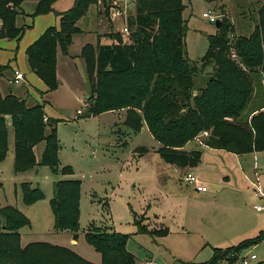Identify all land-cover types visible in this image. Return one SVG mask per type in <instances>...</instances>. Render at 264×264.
Listing matches in <instances>:
<instances>
[{
  "label": "trees",
  "instance_id": "1",
  "mask_svg": "<svg viewBox=\"0 0 264 264\" xmlns=\"http://www.w3.org/2000/svg\"><path fill=\"white\" fill-rule=\"evenodd\" d=\"M25 1L36 3L34 16L48 14L59 0H0V39L20 40L23 29L15 25ZM115 0H74L72 7L56 13L58 27H48L25 50L30 70L46 92L58 87L56 49L67 54L73 36L82 31L76 23L89 6H100L109 18ZM261 0L256 2L259 4ZM255 5V4H254ZM182 0H136L126 19L127 41L119 33L104 36L113 44L85 45L80 57L90 84L91 104L82 118L125 110V125L133 132L145 125L159 144L157 154L164 164L181 170L196 168L201 151L184 147L203 132L204 146L236 155L264 152V5L257 7V19L248 36H233V26L222 14V26L208 36L204 56L197 62L187 58V24ZM211 67L204 86L195 87L198 74ZM4 68H0V73ZM13 134V170L22 173L45 166L54 174L72 175L70 166L59 167V121L45 117L43 106L27 107L25 101L0 94V162L7 153L8 125ZM44 143L40 161L34 147ZM79 180H61L53 185L49 201L53 229L68 231L75 239L79 230ZM21 200L31 206L44 198L38 187L20 185ZM138 231L153 235L135 220ZM29 220L15 207L0 208V264H92L71 250L46 242L20 245L19 230ZM90 225L85 241L100 255L99 264H135L126 249L128 235ZM264 239L258 236L226 249H213L211 259L237 263L241 254Z\"/></svg>",
  "mask_w": 264,
  "mask_h": 264
},
{
  "label": "rangeland",
  "instance_id": "2",
  "mask_svg": "<svg viewBox=\"0 0 264 264\" xmlns=\"http://www.w3.org/2000/svg\"><path fill=\"white\" fill-rule=\"evenodd\" d=\"M129 0L134 12V2ZM182 0V16L187 24L185 46L187 58L199 62L204 56L208 36L216 33L213 23L202 18L204 12L224 14L233 26V36H248L257 19L256 9L264 0ZM56 3V2H55ZM54 3V4H55ZM74 0H59L53 11L34 16L36 3L25 1L16 16V27L23 29L20 40L0 39V94H12L25 100L27 107L42 105L49 119L59 121V167L70 166L73 174H54L45 166L22 173L13 170V134L8 127L7 153L0 162V208L15 207L30 222L19 230L20 245L46 242L67 248L82 259L99 264L100 255L85 241L90 225L128 235L127 251L135 258V264H203L213 255V249H226L245 239L255 237L264 230V211L256 212L254 206H264V200L253 195L251 182L264 180V152L255 156L247 154L238 161L234 155L210 151L193 140L186 151L202 152L197 170H181L164 164L157 149L159 144L143 125L133 132L124 123L125 110L82 118L92 102L89 97L85 63L80 57L85 45L107 44V33H121L123 18L108 20L100 6H89L87 13L76 26L82 31L73 36L67 54L56 49V78L58 87L46 92L38 89L41 80L30 70L25 55L26 48L48 27H58L55 13L69 10ZM255 4V5H254ZM124 17V15H123ZM43 19V20H42ZM52 21L33 42L27 45L28 35ZM30 31V32H27ZM27 32L24 36V33ZM14 70L24 76L19 84L13 83ZM211 67L197 75L195 87H202ZM38 85V86H37ZM37 88H36V87ZM204 144L205 138L201 139ZM36 161H40L44 143L34 147ZM191 173L215 198L201 204L190 198L192 186L183 177ZM61 180H79V230L73 245V234L53 229V215L49 201L53 185ZM29 183L38 187L44 198L31 206L21 200L20 185ZM202 183V184H203ZM203 184V185H204ZM189 195V196H188ZM135 220L152 232L167 233L149 235L138 231ZM92 226V227H93ZM242 255V254H241ZM256 260L249 264H264V239L255 247L243 252L242 257ZM240 258L237 263L240 264ZM219 264H230L221 261Z\"/></svg>",
  "mask_w": 264,
  "mask_h": 264
},
{
  "label": "built area",
  "instance_id": "3",
  "mask_svg": "<svg viewBox=\"0 0 264 264\" xmlns=\"http://www.w3.org/2000/svg\"><path fill=\"white\" fill-rule=\"evenodd\" d=\"M132 6L131 3H129V0H115L111 3L110 9H109V18L110 20H112L115 17H121L123 18L122 21L123 25H122V29H121V33L124 35H128V28L126 26V19L127 17L131 14V10H132ZM124 15V17H123ZM202 18L207 19L210 23L215 24V22L217 20L221 21L222 18V14H215L212 15L210 12H204L202 14ZM23 80V74L19 71H14V78H13V83L17 84L20 81ZM208 136L207 132H203L201 133L199 136H197L196 138H194V140L196 141L195 143H197V145L199 146H204V144L201 142L200 138L204 139ZM184 182H186L188 185H191L192 188L196 191V192H206L207 188L198 180V178L191 174L188 173L183 177ZM252 190H253V194L255 197H259L260 199L264 200V180H258L256 179L255 182L252 183ZM255 211L260 212L263 211V207L261 206H255L254 207ZM257 257L255 255H251L249 257V259H246L245 257L240 258V264H249V260H256ZM146 264H153L151 261H147Z\"/></svg>",
  "mask_w": 264,
  "mask_h": 264
},
{
  "label": "crops",
  "instance_id": "4",
  "mask_svg": "<svg viewBox=\"0 0 264 264\" xmlns=\"http://www.w3.org/2000/svg\"><path fill=\"white\" fill-rule=\"evenodd\" d=\"M24 3V2H23ZM22 3V4H23ZM57 3V2H56ZM55 3V4H56ZM54 4V5H55ZM53 5V6H54ZM59 13V12H58ZM56 14V13H55ZM43 20V19H42ZM46 23L47 24H44L41 28H39L38 30H36L35 31V34L34 35H31V33H29V39H28V41L26 42L27 43V45L28 44H30L31 42H33L48 26H52V25H54V23L52 22V21H49L48 19L46 20ZM15 24H16V21H15ZM27 32H30V31H27ZM27 32H25L24 33V36H25V34L27 33ZM107 40L109 41L107 44H104V45H110V44H113L114 43V41L113 40H111V39H109V38H107ZM14 71H18V70H14ZM23 79H24V76H23ZM41 82V81H40ZM20 83V82H19ZM19 83H17V84H19ZM41 86H38V89H41V90H46V88H45V86L43 85V83L41 82V84H40ZM36 87V86H35ZM37 88V87H36ZM3 96H5V95H3ZM15 97H17V98H19V99H22L21 97H18V96H15ZM25 101V100H24ZM26 104V103H25ZM39 105V104H38ZM36 106V105H35ZM33 107V106H32ZM45 117L46 118H48L49 116L46 114L45 115ZM7 127H10V121L9 120H7ZM145 129H146V127H145ZM146 131H147V129H146ZM148 132V131H147ZM187 145V144H186ZM186 145H185V147H186ZM184 147V150L186 151V148ZM203 148H205V149H207V150H210V151H217V152H219V153H222V154H226V156L227 155H234L235 157H236V159L238 160V161H241L242 159H244V157H246V155L247 154H245V155H236V154H232V153H229V152H226V151H222V150H214V149H210V148H208V147H205V146H202ZM257 153H259V152H253V153H250L252 156H255ZM35 154V153H34ZM201 154H202V152H201ZM35 158H36V156H35ZM242 162V161H241ZM200 163V162H199ZM199 165V164H198ZM171 167H173V166H171ZM198 167V166H197ZM197 167L196 168H194L193 170H197ZM174 168V167H173ZM199 180V179H198ZM201 182V181H200ZM203 183V182H202ZM252 183L253 182H251L250 183V185H251V187H252ZM204 184V183H203ZM204 186L207 188V191L206 192H196L193 188V191H191V193L189 194L190 195V198L192 199H194L196 202H199V203H201V204H203V205H205V204H208L211 200H213L214 198H215V195H213V194H211V193H209V190H208V187L204 184ZM253 191V190H252ZM188 195V196H189ZM254 195V194H253ZM255 207V206H254ZM261 207H263V209H264V206H261ZM255 210V209H254ZM264 211V210H263ZM263 211H260V212H263ZM257 212V211H256ZM260 212H258V213H260ZM164 229H166L167 230V228H164ZM260 232H262V231H260ZM259 232V233H260ZM259 233L256 235V236H258L259 235ZM255 236V237H256ZM254 238V237H253ZM252 239V238H251ZM245 240H247V239H245ZM70 241H71V243L73 244V245H75L76 243H77V241H76V239H74L73 237L70 239ZM253 247H255V246H253ZM228 248V247H227ZM252 248V247H251ZM242 255H243V253H242ZM241 255V256H242ZM100 263V262H99Z\"/></svg>",
  "mask_w": 264,
  "mask_h": 264
},
{
  "label": "water",
  "instance_id": "5",
  "mask_svg": "<svg viewBox=\"0 0 264 264\" xmlns=\"http://www.w3.org/2000/svg\"><path fill=\"white\" fill-rule=\"evenodd\" d=\"M214 25H215L216 30H219L222 26V22L220 20H217Z\"/></svg>",
  "mask_w": 264,
  "mask_h": 264
}]
</instances>
